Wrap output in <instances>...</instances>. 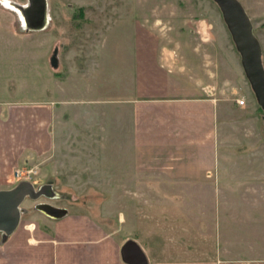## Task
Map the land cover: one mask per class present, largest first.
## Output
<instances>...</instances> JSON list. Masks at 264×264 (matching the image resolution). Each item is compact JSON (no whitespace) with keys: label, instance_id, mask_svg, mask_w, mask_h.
Instances as JSON below:
<instances>
[{"label":"crops","instance_id":"obj_1","mask_svg":"<svg viewBox=\"0 0 264 264\" xmlns=\"http://www.w3.org/2000/svg\"><path fill=\"white\" fill-rule=\"evenodd\" d=\"M137 33L132 41L127 39L133 53L125 56L123 51L117 77L113 49L125 41L112 43L106 35L92 59L75 64L60 59L56 73L50 64H33L34 77L28 78L35 92L32 98L0 97V189L16 185L17 168L25 164L40 168L43 161L44 177L60 187L125 189L126 209L136 203L145 207L155 197V219L170 216L178 221L186 216L208 220L209 225L218 219L219 213L197 209L195 198L185 189L204 185L217 161L249 155L264 163V145L249 152L239 148L244 138L252 147L259 143L248 126L254 116L247 111L239 115L243 105L237 102L206 94L205 84L195 76L199 63L191 56H175L165 45L162 54H156L158 42L147 33ZM0 77L5 78L0 91H12L16 78L2 73ZM120 135L127 141L126 152L134 157L122 177L109 161L100 162V156L109 155L110 140ZM249 186L262 192L256 194V202L264 203V175ZM109 201L106 205L113 206ZM169 203H185L187 210L169 211L165 207ZM80 204L74 210L65 207V215L50 217L43 225L31 217L33 212L27 218L23 215L7 239L0 233V264H133L122 253L133 238L115 224L116 219L126 223L125 211L114 219L93 205L99 215L95 217L88 210L91 203ZM139 214L142 221L148 218L145 212ZM162 229L155 227L153 247L146 250L133 240L144 252L145 264H220L224 259L227 244L220 227L217 245L203 250L194 239L185 250L176 242L166 244Z\"/></svg>","mask_w":264,"mask_h":264},{"label":"rangeland","instance_id":"obj_2","mask_svg":"<svg viewBox=\"0 0 264 264\" xmlns=\"http://www.w3.org/2000/svg\"><path fill=\"white\" fill-rule=\"evenodd\" d=\"M240 1L247 10L254 32L261 42L264 60V0ZM28 4V0H0V73L14 77L11 75L13 73L17 76L14 77L16 81L13 80V90L8 93L0 91V97H19L25 100L32 98L35 92L31 81L28 84V78L34 77L36 70L32 68L33 64H50V70L56 73L59 71L60 59L63 62L69 59L73 64L92 59L96 56L99 42L106 35L112 43L117 40L122 43L125 41V45L121 44L120 48L113 49L115 54L112 65L117 77V71L122 72L119 69L122 68L123 51L125 56L128 51L133 53V50L128 49L130 45L126 43L127 39L132 41L139 30L141 34L147 33V36L158 42L156 54L161 55L165 45L166 50L173 52L175 56L188 54L196 60L199 64L194 68L195 76L205 84L206 94L225 98L232 103L236 102L235 98H244L245 104L240 106L241 111L238 114L247 111V114L254 116V121L248 123V126L256 132L254 137L259 143L252 147L251 142L244 138L239 148L249 152L263 147L264 111L256 100L241 64L240 53L215 0H47L48 23L41 30L26 28L20 7ZM187 47H194V50L188 48V51H184ZM2 77L0 83L5 80ZM49 94L54 97L53 93ZM248 110L251 112L248 113ZM232 128L233 126L228 131ZM235 131L243 133V129L237 128ZM126 142L122 135L110 140L109 155L100 156V162L107 164L109 161L110 166L121 177L131 167V159L134 158L126 152ZM39 167L38 173L31 180L36 185L50 179L44 177L43 161H40ZM263 175L264 163L260 158L243 155L233 160L217 161L204 185L185 189L195 198L197 209H204L208 214L210 211L219 213L220 219L214 218L215 221L211 220L210 225L208 220H189L186 216L178 221L170 219V216L165 221L155 219L158 209L155 197H150V203L145 207L141 208L136 203L134 208L126 209L124 201L128 198L123 201L125 189L60 187L58 182H54V188L59 198L50 200L42 197L33 201L26 197L21 203V208L24 209L22 217L24 215L27 218L33 212L31 217L43 225L50 217L36 209V203L50 201L74 210L76 205L81 206L80 202L86 200L88 205L91 203L88 210L95 217L99 215L98 211L91 208L93 205L99 212L104 211L114 219L117 214L125 211L126 223L121 224L116 219L115 224L133 240L142 243L145 250L153 247L154 237L151 234L155 227L163 228V231L165 229L166 244L176 242L182 250H185L184 246L191 239L196 240V246L201 250L204 247L213 248L220 239L217 235L220 227L222 240L227 244L220 264H264V203L256 202L257 195L262 192L249 186L260 181ZM216 178L221 181H216ZM108 201L113 202V206L108 207ZM180 204L169 203L165 207L172 212L186 211V204ZM140 211L148 215L146 220L138 219ZM170 232L174 235L168 236ZM170 237H173L172 241ZM160 242L162 243V238Z\"/></svg>","mask_w":264,"mask_h":264},{"label":"water","instance_id":"obj_3","mask_svg":"<svg viewBox=\"0 0 264 264\" xmlns=\"http://www.w3.org/2000/svg\"><path fill=\"white\" fill-rule=\"evenodd\" d=\"M26 7H20L27 29L41 30L48 23L47 0H29ZM222 11L224 21L230 31L237 51L241 56V64L251 85L258 104L264 110V60L259 38L254 32L252 20L240 0H215ZM45 187L52 189L51 183L38 189L29 180H21L14 187L0 189V232L3 239L13 233L19 226L24 209L21 203L26 197L38 199L41 195L58 196L57 192L47 193ZM36 209L54 218L62 217L67 208L49 202H39ZM123 257L133 264H145L146 256L133 240L128 241L123 250Z\"/></svg>","mask_w":264,"mask_h":264},{"label":"built area","instance_id":"obj_4","mask_svg":"<svg viewBox=\"0 0 264 264\" xmlns=\"http://www.w3.org/2000/svg\"><path fill=\"white\" fill-rule=\"evenodd\" d=\"M236 102L240 105L245 104L244 98H235ZM38 166L32 167H19L15 170L14 176L19 178L18 180H32L33 176L38 173ZM210 174V172H208Z\"/></svg>","mask_w":264,"mask_h":264},{"label":"flooded vegetation","instance_id":"obj_5","mask_svg":"<svg viewBox=\"0 0 264 264\" xmlns=\"http://www.w3.org/2000/svg\"><path fill=\"white\" fill-rule=\"evenodd\" d=\"M28 3H30V1L28 0ZM47 183H51V185H52V189H50V188H48V187H45V191L47 192V193H51V192H57L56 190H55V188H54V184H53V182L52 181H50V180H48L47 182H44V183H42V184H38V185H36L35 184V186H36V188L38 189L40 186H42V185H45V184H47ZM42 197H45V198H47V199H55V198H59V196H55V197H53V196H48V195H46V194H43V195H41L38 199H40V198H42ZM29 199H31V200H33V201H37L38 199H33V198H31V197H28ZM45 202V201H44ZM49 203H51L50 201H48ZM37 204V203H36ZM36 204H35V206H36ZM53 204V203H52ZM55 205V204H54ZM56 206H58V205H56ZM60 207H62V206H60ZM49 216V215H48ZM49 217H51V216H49ZM51 218H54V217H51Z\"/></svg>","mask_w":264,"mask_h":264},{"label":"trees","instance_id":"obj_6","mask_svg":"<svg viewBox=\"0 0 264 264\" xmlns=\"http://www.w3.org/2000/svg\"><path fill=\"white\" fill-rule=\"evenodd\" d=\"M260 106V105H259ZM260 108L262 109V107L260 106ZM263 110V109H262ZM264 111V110H263Z\"/></svg>","mask_w":264,"mask_h":264},{"label":"bare ground","instance_id":"obj_7","mask_svg":"<svg viewBox=\"0 0 264 264\" xmlns=\"http://www.w3.org/2000/svg\"><path fill=\"white\" fill-rule=\"evenodd\" d=\"M23 20H24V18H23ZM24 22H25V20H24Z\"/></svg>","mask_w":264,"mask_h":264}]
</instances>
